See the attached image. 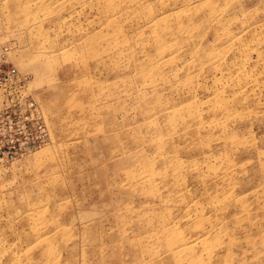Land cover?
Here are the masks:
<instances>
[{
  "label": "rangeland",
  "instance_id": "374dc122",
  "mask_svg": "<svg viewBox=\"0 0 264 264\" xmlns=\"http://www.w3.org/2000/svg\"><path fill=\"white\" fill-rule=\"evenodd\" d=\"M0 64V264H264V0H0Z\"/></svg>",
  "mask_w": 264,
  "mask_h": 264
},
{
  "label": "built area",
  "instance_id": "2783aa9c",
  "mask_svg": "<svg viewBox=\"0 0 264 264\" xmlns=\"http://www.w3.org/2000/svg\"><path fill=\"white\" fill-rule=\"evenodd\" d=\"M23 79L20 78L13 66L6 67L3 64H0V85L5 87L15 83H23ZM10 118L0 117V128H3V125H7L9 131H11V124L9 123ZM8 122V123H7ZM6 127V126H5Z\"/></svg>",
  "mask_w": 264,
  "mask_h": 264
},
{
  "label": "bare ground",
  "instance_id": "6f19581e",
  "mask_svg": "<svg viewBox=\"0 0 264 264\" xmlns=\"http://www.w3.org/2000/svg\"><path fill=\"white\" fill-rule=\"evenodd\" d=\"M1 86V85H0Z\"/></svg>",
  "mask_w": 264,
  "mask_h": 264
}]
</instances>
